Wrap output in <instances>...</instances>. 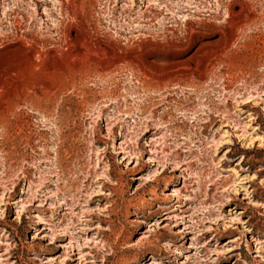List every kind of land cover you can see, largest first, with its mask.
I'll list each match as a JSON object with an SVG mask.
<instances>
[{
	"label": "rangeland",
	"instance_id": "obj_1",
	"mask_svg": "<svg viewBox=\"0 0 264 264\" xmlns=\"http://www.w3.org/2000/svg\"><path fill=\"white\" fill-rule=\"evenodd\" d=\"M58 8L0 0V264H264V0H90L86 40L168 54L81 80Z\"/></svg>",
	"mask_w": 264,
	"mask_h": 264
},
{
	"label": "bare ground",
	"instance_id": "obj_2",
	"mask_svg": "<svg viewBox=\"0 0 264 264\" xmlns=\"http://www.w3.org/2000/svg\"><path fill=\"white\" fill-rule=\"evenodd\" d=\"M56 1L59 5L58 10L61 14L63 21L64 20L67 21L66 22V28L62 34V36H63L62 40L64 41L65 45H64L63 49L60 51L59 56L62 58L64 56L67 57L68 55H71V54H68L69 53L68 51L76 49L77 51L73 55V58H77V57L80 58V54H81L80 52L82 50H84L85 58L94 59L97 61V63L92 62L91 64L86 66V68H85L84 72H82L83 74L80 76L79 80L83 79L85 76H92V75L97 76L98 78H103L105 75L110 74L113 71V68L115 67V64L117 62H130V61H132V59H135V60L145 59V60H149L150 62L155 63L156 60H153V59H156V58L158 59L162 53L168 54V51L166 52V50L163 47L162 48L159 47V45L151 44L148 46V45L143 44V43L137 44V47L143 53V55L146 53V57H144L143 55L132 56L133 54L132 55L131 54L130 55H126V54L120 55L118 53L116 54L114 52H111L112 50L115 49V46L113 45V43H111L109 40H106V45H103V43L101 41L90 42V41L86 40L85 28L79 26L77 23V17H79L77 15L80 12H84L86 10L88 5L90 4V0H56ZM39 2L47 4L48 0H41V1L37 0L38 5H39ZM242 8H243L242 6H240L239 9H237L234 6L232 8H229L228 12H227L229 18H231L233 15H237V14L242 13V11H243ZM167 10H170V9H167ZM11 18L12 17H9V19H11ZM254 18H255L254 15H249L245 19H242L240 21V24H248V23L252 22L254 20ZM144 22H148V21H144ZM207 22H209V21H207ZM9 23H10V27H11V32L10 33L7 32L8 34H6V36H3L2 37L3 39H1V40L5 41L11 37L12 38V39L10 38L11 41L14 42L15 44H17V45L20 44L21 46H27V40L24 41L25 38H23L21 36V34L19 35V29H20L21 21L17 20L14 17L13 21H10ZM187 24H189V30H190V36H191L194 33L193 32L194 28L191 27V21L188 20ZM141 30L142 29L140 28L139 30H137V32H140ZM78 34H82L83 37L82 38L78 37ZM190 38L187 40L188 44H191ZM1 44L3 46V42ZM28 44H30V43L28 42ZM201 46H202V44H201ZM66 50H67V52H66ZM39 51H35L34 53L40 54ZM51 51H52V49L48 48L45 52L46 56L50 57L52 55ZM148 52H151V53H148ZM148 54H150L152 59L150 57H148ZM98 62H101V63L99 64ZM145 78H148V76H146ZM149 80L150 81L147 82L145 79H140L137 77V81L142 85V87L146 91H150V90L161 91V90L167 88L169 86L170 82H175L176 78L173 77L172 75H168V73H167V75H165V76L160 75L159 77L156 76V78L150 77ZM175 84H180V83L176 82ZM135 97H137V96H135ZM137 115L138 116H136L134 118V116H131L129 113H126L125 116H126V120H128L129 118H133L134 119L133 122L136 124V126L139 127V129H149L155 123L162 124V123H160L163 120L162 117H160L159 120L156 119L157 110H154L149 116H144V113H138ZM156 121H158V122H156ZM217 122H218V119L215 117L214 118L212 117L210 119L211 124H217ZM0 127H5V124L2 123L1 121H0ZM238 164H241V163H238ZM215 254H217V253H215Z\"/></svg>",
	"mask_w": 264,
	"mask_h": 264
}]
</instances>
